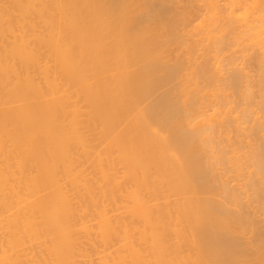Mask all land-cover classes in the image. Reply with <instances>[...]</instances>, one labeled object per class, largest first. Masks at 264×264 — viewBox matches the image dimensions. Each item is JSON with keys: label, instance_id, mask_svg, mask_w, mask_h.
I'll return each instance as SVG.
<instances>
[{"label": "bare ground", "instance_id": "1", "mask_svg": "<svg viewBox=\"0 0 264 264\" xmlns=\"http://www.w3.org/2000/svg\"><path fill=\"white\" fill-rule=\"evenodd\" d=\"M241 194L264 0H0V264H264Z\"/></svg>", "mask_w": 264, "mask_h": 264}, {"label": "rangeland", "instance_id": "2", "mask_svg": "<svg viewBox=\"0 0 264 264\" xmlns=\"http://www.w3.org/2000/svg\"><path fill=\"white\" fill-rule=\"evenodd\" d=\"M230 176H231V174H227V173H225L224 174V176H223V178L228 182V184H229V186H230V184H231V182H230ZM239 191H243V187H239ZM238 191V192H239ZM241 201H242V203H241V212H243V213H245V214H247L248 216H250V218L253 220L254 219V217H255V220L256 221H258V222H261V225L260 224H257L256 222H255V220H253L254 222H255V224H257L256 226H258V225H260V226H263L264 225V217H263V215L264 214H262V213H264L263 211V207H261L262 205L264 206V203H260L261 204V206H258L259 207V209H258V207L257 208H255L254 207V204H252L251 202L249 203V201L247 200L248 198H246V196L244 195V194H241ZM256 204V203H255ZM259 204V205H260ZM245 205V206H244ZM244 207V208H243ZM255 208V209H254ZM263 208V209H262ZM243 209V210H242ZM261 209L263 210V211H261ZM260 210V212H258ZM256 213V214H255ZM260 213V214H259ZM260 217V218H259ZM263 217V218H262ZM261 220V221H260ZM263 221V222H262ZM259 226V227H260ZM264 227V226H263ZM263 227H261L260 229H263L264 230V228ZM251 234V233H250ZM245 234V236H247V238L249 237V238H251V239H254V234ZM250 235V236H249ZM246 238V239H247ZM248 238V239H249ZM248 252H250V251H248ZM250 253H252V250H251V252Z\"/></svg>", "mask_w": 264, "mask_h": 264}]
</instances>
